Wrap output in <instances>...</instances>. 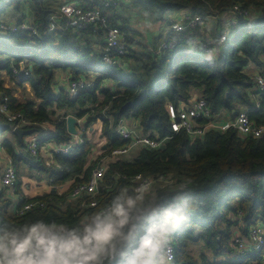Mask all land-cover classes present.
I'll use <instances>...</instances> for the list:
<instances>
[{
    "label": "trees",
    "instance_id": "trees-1",
    "mask_svg": "<svg viewBox=\"0 0 264 264\" xmlns=\"http://www.w3.org/2000/svg\"><path fill=\"white\" fill-rule=\"evenodd\" d=\"M55 1L0 0V15L9 7L19 11L27 5L31 21L41 33V37L30 36L16 29L0 34V102L9 97L10 111L24 115L29 123L23 128L32 129L29 136H37L38 144L37 155L30 154L25 135L19 141L11 131L13 122L0 112V145L15 165L18 196L15 201L0 186V244L1 238L36 228L71 243L100 224L99 210L114 200L123 186H129L123 176L171 174L185 186H165L152 195L128 188L129 194L117 200L122 209L107 223L101 243L73 264H136L139 241L160 232L171 237L172 264H247L258 260L252 253L234 258L232 237L235 230L245 235L257 220L264 224V133L253 137L240 135L233 128L209 129L204 136L191 139L184 129L172 131L166 105L178 106L196 93L207 101L212 114L235 117L248 107L249 117L264 126V92L253 91V74L246 70L247 65L264 67V0H119L121 8L136 9L158 27L150 30L148 42L128 28L127 67H108L101 60L97 39L102 28L84 34L70 28L46 34L47 17ZM237 3L251 8L255 15L241 21L218 55L206 56L192 48L185 36L173 50L160 56L151 52L161 41L163 24L175 11L222 13ZM21 63L29 74L21 70ZM57 70L65 73L68 82L83 77L93 80V86L72 97L64 87H56ZM3 71L15 87L28 83L32 97L20 100L14 96L13 87L4 85ZM68 115L85 117L88 127L101 122V153L90 160L94 143L84 134L83 142L73 144L68 153H53L56 163L47 165L41 148L70 142ZM121 117L136 118L143 134L166 137L165 144L158 149L140 148L132 158L123 155L108 163L99 185L98 204L81 207L82 199H71L69 194L75 185L88 180L102 157L125 144L115 131ZM26 167L38 171L37 179L42 174L52 177L59 188L28 196L25 191L31 184L29 180L23 184ZM31 201L43 205L18 214L23 204Z\"/></svg>",
    "mask_w": 264,
    "mask_h": 264
},
{
    "label": "built area",
    "instance_id": "built-area-1",
    "mask_svg": "<svg viewBox=\"0 0 264 264\" xmlns=\"http://www.w3.org/2000/svg\"><path fill=\"white\" fill-rule=\"evenodd\" d=\"M90 2H95V5H90ZM254 15V10L244 7L240 3L234 4L230 11L222 13L203 14L190 9L175 11L165 21V26L163 30L161 29V41L151 48V52L160 56L173 50L182 43L185 36L192 43V48H198L206 56H216L224 50L226 41L240 27L241 21ZM121 17H128V14L121 8L119 0H64L49 12L45 33L70 28L76 34H84L102 28L101 60L108 67L115 65L127 67V38L130 34L128 28L132 27V22L129 19L123 20ZM16 29L23 33L29 32L30 36L41 37V33L31 20L23 19V21L13 24L0 22V30L14 31ZM22 70L26 75L30 73L29 69L23 68ZM246 70L252 71L253 91L264 92V67L247 65ZM13 72L16 73L17 68H13ZM2 76L7 77L4 82L6 87L14 84L4 71ZM27 85L28 83H25V86ZM91 86H93V80L79 77L69 81L64 89L73 97L78 94L80 89ZM255 106L259 107L258 100H255ZM166 107L172 131L177 132L184 129L191 139L204 136L209 129L223 131L233 128L240 135L253 137H259L264 133V126L255 124L249 117L248 107L241 108L235 117H231L227 113L226 115L223 113L212 114L207 101L194 93L188 101L181 102L178 106L169 102ZM0 112L13 122L11 131L16 128H23L29 123L21 112L10 111L7 95L0 102ZM96 123H99L100 127L101 122L97 121L94 125ZM94 125L88 127L85 117H76L77 132L71 135L68 144L51 143L52 155L45 159L46 164L53 165L56 163L53 159V153H68L73 144L83 142L84 134L89 135L94 129ZM115 131L122 139L126 140L125 144L112 149L106 156L102 157L100 162L92 168L88 180L75 185L69 194L71 199H82L81 207L84 205L93 207L98 204L99 185L108 163L140 148L158 149L166 141V137H151L148 134H143L140 131L138 120L134 117L119 118ZM93 143L91 155H96L93 158L96 159L101 153V147L98 149L94 141ZM48 147L50 148V144ZM44 148L46 149V145L43 146ZM27 150L30 154L37 155V136L30 135L28 137ZM123 177L126 178L129 186H123L116 198L99 210L100 224L89 233L79 235L71 243L49 237L42 232L43 229L41 228L10 234L6 238H1L0 264L76 263L81 256L101 243L107 223L117 216L122 209V205L117 203V200L129 194L128 188H131L133 193L152 195L156 189L165 186H185L171 174L150 176L137 173L132 177ZM16 185V168L12 159L7 156L1 168L0 186L6 189L9 197L18 201ZM35 185L37 187L45 185L47 188H59L53 184V179L50 176L38 180ZM42 205L43 203L39 201L24 203L22 208L18 210V214ZM170 239L171 237L167 232L148 235L141 239L136 250V264H172L175 253ZM232 241L234 258L252 253L258 256V260L247 264H264V224L260 220L250 225L245 235L235 230ZM140 257L143 258V261H140Z\"/></svg>",
    "mask_w": 264,
    "mask_h": 264
},
{
    "label": "rangeland",
    "instance_id": "rangeland-1",
    "mask_svg": "<svg viewBox=\"0 0 264 264\" xmlns=\"http://www.w3.org/2000/svg\"><path fill=\"white\" fill-rule=\"evenodd\" d=\"M63 0H56L55 4H58L60 2H62ZM24 9V6L21 7V9L16 10L13 7H9L8 9H6V11L0 15V22H6V23H15L18 22L20 18H22V12L24 11V13H27V15H29V9L28 11ZM125 12H128L129 15H131L130 19H136L138 22L143 23L142 28H140L139 30V36L141 37L140 39L143 40L144 42H148V34L150 35V30H156L155 26L151 23V21L145 17L143 14H139L138 11L136 9H132V8H124ZM138 17V18H137ZM170 17V16H168ZM135 22V21H134ZM136 25V24H135ZM138 26V25H137ZM164 26V25H163ZM158 28V27H157ZM163 29V28H161ZM5 31L1 30L0 34H4ZM3 73V72H2ZM63 77L65 78V73L61 70H57L56 71V77ZM5 79L7 80V77L5 76ZM13 87V94L14 96L18 97L20 100H23L25 98H29L32 97V92L30 85L28 84L27 86L24 85V87H19L15 85L11 86ZM29 89V90H28ZM92 131V130H91ZM7 135V134H6ZM90 137L92 138L93 141H95V146L96 148L100 149L101 145L103 144V139L99 136V123H96V125H94V129L92 132H90ZM29 137V135H25V139H27ZM48 146V145H46ZM135 151H132L128 154L125 155V157L127 158H132V156L135 154ZM96 155H91L90 159H93ZM23 184L26 183V180H29L31 187H33L35 185V183L37 182V176H39L38 171L35 169H30V168H25V170L23 171ZM45 175L42 174V178H44ZM43 229V228H42ZM43 232V231H42Z\"/></svg>",
    "mask_w": 264,
    "mask_h": 264
},
{
    "label": "crops",
    "instance_id": "crops-1",
    "mask_svg": "<svg viewBox=\"0 0 264 264\" xmlns=\"http://www.w3.org/2000/svg\"><path fill=\"white\" fill-rule=\"evenodd\" d=\"M57 4H55V6H56ZM24 9H26L27 11H28V9H29V15H27V13H24V11L22 12V16H24V19H28V20H31V17H30V14H31V9L26 5L25 7H24ZM123 9V11H124V8H122ZM25 10V11H26ZM140 14V13H139ZM130 17H131V15H128V19L132 22V29L134 30V31H137L138 33H140V31L141 30H139L140 28H142V25H143V23H140V22H138L136 19H130ZM138 18V17H137ZM20 19H22V18H20ZM135 21V22H134ZM136 24V25H135ZM138 25V26H137ZM164 26H165V23L163 24ZM164 26H162V28H164ZM156 30H157V28H156ZM163 30V29H162ZM1 31V30H0ZM148 36H149V34H148ZM147 36V37H148ZM102 38H103V36H101V37H99V39H97V41H98V44H99V46L101 45V40H102ZM64 77V76H63ZM63 77H56V82H55V85H56V87H64L67 83H68V80H65ZM31 91V90H30ZM194 94H196V93H194ZM17 96V95H16ZM224 115H226V113H223ZM228 115V114H227ZM4 135H6V134H4ZM4 135H2L1 136V138H3V136ZM28 139V138H27ZM95 142V141H94ZM49 145V144H48ZM51 151H52V149H51V144H50V148L48 147V146H46V149L44 148L43 149V147L41 148V155H42V157H44V159H48V158H50L51 157V155H52V153H51ZM7 154H6V152H5V150L1 147V145H0V168H2L3 167V165H4V163H5V160H6V158H7ZM44 177H46V176H44ZM41 179H44V178H41ZM41 179H39V180H41ZM38 181V180H37ZM48 188H47V186H45V185H42V186H40V187H37V185H34L33 187H30V190H26L25 192H26V194H28V196H30V197H32L34 194H39V193H41V192H43V191H45V190H47ZM140 261H143V258L142 257H140Z\"/></svg>",
    "mask_w": 264,
    "mask_h": 264
},
{
    "label": "water",
    "instance_id": "water-1",
    "mask_svg": "<svg viewBox=\"0 0 264 264\" xmlns=\"http://www.w3.org/2000/svg\"><path fill=\"white\" fill-rule=\"evenodd\" d=\"M127 64V62H124ZM23 69V63H21V70ZM131 101H128L127 104H130ZM76 117L74 115H68L66 117V129L70 135H74L77 132L76 126ZM33 131L32 129H24V128H16L12 131L14 133L19 141L23 140L24 135H29Z\"/></svg>",
    "mask_w": 264,
    "mask_h": 264
}]
</instances>
